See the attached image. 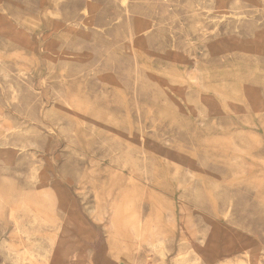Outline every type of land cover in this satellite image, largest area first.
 <instances>
[{
	"label": "rangeland",
	"instance_id": "1",
	"mask_svg": "<svg viewBox=\"0 0 264 264\" xmlns=\"http://www.w3.org/2000/svg\"><path fill=\"white\" fill-rule=\"evenodd\" d=\"M9 1L0 264H264V0H129L141 36L122 0L70 36L85 0ZM40 191L71 235L20 208Z\"/></svg>",
	"mask_w": 264,
	"mask_h": 264
},
{
	"label": "bare ground",
	"instance_id": "2",
	"mask_svg": "<svg viewBox=\"0 0 264 264\" xmlns=\"http://www.w3.org/2000/svg\"><path fill=\"white\" fill-rule=\"evenodd\" d=\"M121 12L120 13H124L127 18L131 19L134 26H136L137 28V33H139V35L141 36V34H145L148 32L149 26H147V28L144 26V24L141 22V20L136 19L133 17V9H132V3L129 0H122L121 1ZM56 5L59 6V2L58 0H56ZM7 6H11V2L9 0L5 1V0H0V33H5L6 30L9 29V26H7V21H11L13 23H15V21L13 20V18L11 17L9 10L7 8ZM78 9L75 10V12L72 13H67V16H64L63 22H60L58 25H56L55 28H60V26H63V28H65V32L64 35L70 36L74 33H76L81 27H82V23L84 24V26L88 27V19L91 17V13H93L95 6L93 5V0H85L84 2H81L80 4H77ZM80 16H82L81 21H79L77 18H80ZM72 19V20H71ZM250 24V22L245 21L244 24ZM133 27V26H132ZM19 36L21 38H23V36L20 33H14V35L12 34H3L1 36ZM134 33L132 32L131 35V39L133 37ZM18 43L19 45H21V43H24V39H18ZM17 42H1L0 43V48L2 49H7L10 47H13L14 45H18ZM52 53H48L46 55H51ZM12 55H7V54H0V72H1V76L2 79L6 82L8 78H10V68L7 67L8 65V58H10ZM22 53H17L15 54V58L16 57H21ZM50 57V56H49ZM53 61V59H52ZM29 81V80H28ZM3 83V81H2ZM68 86L66 88V96H64V101H65V105L68 109L72 110L76 116H81V113H84V109H83V104L85 102V98L82 97L81 95L77 94H71L70 92V86H69V82H67ZM29 87L34 88V86H32V84L29 85ZM35 89V88H34ZM16 91V90H15ZM22 91V90H21ZM19 94L17 92V94L14 92L13 93V99L16 100L18 99ZM20 102V101H19ZM27 103V101H26ZM51 129L53 130L54 128L51 127ZM252 150V149H251ZM255 150V149H254ZM54 203H53V199L51 197V193L49 192H43L40 191L36 194V196L33 198L31 197V195H29V193H24L20 199V208L24 209L25 211L29 212L30 215H32V219L35 223H42L45 224L47 226L50 227H54L57 230H59L63 235H71L72 233V228L76 225H74L71 221L70 222H66V221H62V219L60 217H58L57 215H55L53 213L52 207H53ZM166 214V213H165ZM74 225V226H73ZM74 236H77L78 234H72ZM192 240V239H191ZM76 247H80L81 243L77 242L75 243ZM157 248V245H154ZM205 247L208 248L207 243L205 242ZM164 248V247H163ZM158 252L161 254L162 259L164 261L165 257H166V253H165V249L164 250H158Z\"/></svg>",
	"mask_w": 264,
	"mask_h": 264
}]
</instances>
